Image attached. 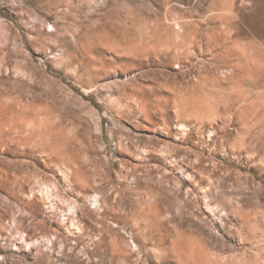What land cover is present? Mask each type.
Wrapping results in <instances>:
<instances>
[{
	"label": "rangeland",
	"instance_id": "obj_1",
	"mask_svg": "<svg viewBox=\"0 0 264 264\" xmlns=\"http://www.w3.org/2000/svg\"><path fill=\"white\" fill-rule=\"evenodd\" d=\"M239 1L0 0V100L43 109L56 125L38 146L49 170L41 182L54 180L68 198L70 169L73 197L89 210L83 200L94 192L122 196L109 205L119 220L107 225L118 230L98 253L88 260L70 240L42 247L43 264H187L192 244L206 257L195 264L251 261L264 240V0ZM135 84L157 91L152 123L127 97ZM150 138L174 147L193 176L171 170L163 181L155 150L144 168L139 147L160 148ZM0 210L8 236L21 212L4 198ZM10 240L11 260L33 264L36 251Z\"/></svg>",
	"mask_w": 264,
	"mask_h": 264
},
{
	"label": "bare ground",
	"instance_id": "obj_2",
	"mask_svg": "<svg viewBox=\"0 0 264 264\" xmlns=\"http://www.w3.org/2000/svg\"><path fill=\"white\" fill-rule=\"evenodd\" d=\"M240 1L243 2V0ZM99 69L104 71L102 69L106 68ZM134 81L135 79L133 82ZM137 84H135V86ZM135 86L131 85V88L126 93L127 97L134 101L139 100L141 102V110L145 119L149 121V123H152L150 120L152 117L151 115L155 112L153 111L154 107L151 97L153 95H157V91L150 86L142 84H139L136 87ZM19 101H16V99L11 102L0 100V109L7 111L6 116L0 119V191L5 194L3 197L0 196V198H4L9 204H15L21 212L20 215L13 218L10 223L11 229L8 234V239V236L4 233L6 230H0L5 235L4 236L0 233V255H2L0 264H18L17 261L15 262L11 260L14 256L11 252H9L7 247L8 243L11 241V237L17 241L18 249L21 250V252H24L25 250L28 252L34 250L36 251L33 264H43L44 260L46 261L49 257L48 253L41 250L42 247H49V250L55 249L57 245L59 248H67L66 242L70 240L74 242V245H68V249L73 253L78 250L79 254L86 256L89 260L95 255V253L100 251V248L111 237L110 233H114L118 230V226L116 228H111L107 225V222L117 224L116 221L119 220V215L116 210L109 207V205H112L113 207L121 205L122 196L120 189L113 187L114 189L112 195L115 196L114 202H111L112 197L110 196L103 197V199L98 198V193L96 192L88 197L86 196L83 201L92 207V209L89 210L86 205L80 204V200L73 197L75 194H73V190L70 188L71 181L69 174H67L70 169L67 170V173L63 172L64 179L68 181L66 182V185L63 186L64 190L69 195L68 198L57 193L58 186L54 180L41 182L42 180H47L49 170L44 167L46 164L43 160H41V158L44 157L38 149V146L42 140H51L53 138L54 132L56 131V125L55 123H50L51 120L47 118L43 109L26 107ZM164 102L165 105L169 104V99L165 98L163 100V103ZM150 107L153 108L151 109ZM178 125L177 126L181 128L182 132L186 131L187 126L185 123L179 122ZM153 127H156V125H153ZM157 127L160 128V131H162L161 134L163 138L170 139L171 134L166 129V126L162 128L158 125ZM150 140V145H160V148L159 150H156V148L147 150L144 147H139L141 150L143 149V153L141 152L142 154L140 153L139 156L140 160H142L141 162L143 163L141 165H144V168H148L146 167L147 163L150 160H153V152L157 151L159 158L163 159L165 162L164 164H166L168 168L164 169L162 173L159 174L161 175V179L163 181L170 180L169 172L171 173V170L183 171V173L180 172V174H186L188 178L193 176L177 163L173 155L175 152L174 147H171L169 143L164 144V142L163 145L158 144L154 142L152 138H150ZM197 165L195 168L199 167ZM137 166L139 165L137 164ZM38 168H42L43 172H40ZM59 171L61 172L60 169ZM31 173L33 174L32 176L35 179V183L39 182L37 183V187L34 188L28 187L30 184L29 179L31 177ZM124 173L125 174H123L124 176L122 175V179L125 181L129 180V176L126 175L127 172ZM199 195L204 197L203 199L206 198V193L203 191L199 192ZM41 204H44V206L47 205L45 210H49V212H42L40 209ZM60 204H62V206L63 204L66 205V208L64 206L63 209ZM1 216L3 217L0 210V227L3 226ZM53 216L58 218L53 220ZM48 233H50V235H48ZM258 235L261 234L259 233ZM50 236L54 239L49 238ZM262 236H264V234ZM258 239H260V237H258ZM89 243L93 246L91 251L86 249L89 247ZM189 246V250L183 254L186 255V258L184 259H186V263L188 261L190 262L187 264H195V262H199L204 256L200 248L199 249L201 251L196 252L198 249L195 250L193 244ZM253 249L254 252H251L252 259L250 262L246 261L247 264H264V240L262 242L258 240L255 241ZM176 250L178 251L181 249ZM174 253L176 252L174 251ZM179 254L177 253V256ZM205 258L206 257H204V259ZM23 261L25 260L23 259ZM216 261L218 262V259ZM213 264L215 263L213 262ZM217 264L228 263L227 260L225 261L224 259L223 263L218 262Z\"/></svg>",
	"mask_w": 264,
	"mask_h": 264
}]
</instances>
